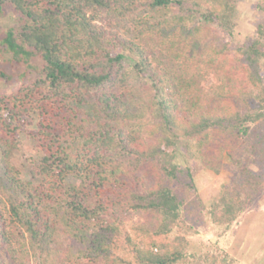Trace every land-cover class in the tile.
I'll return each instance as SVG.
<instances>
[{
	"label": "trees",
	"instance_id": "16d2710c",
	"mask_svg": "<svg viewBox=\"0 0 264 264\" xmlns=\"http://www.w3.org/2000/svg\"><path fill=\"white\" fill-rule=\"evenodd\" d=\"M237 9L0 0L15 17L0 28V264H224L187 236L225 234L264 190V0L238 44ZM25 126L28 174L12 163ZM228 165L206 206L197 171Z\"/></svg>",
	"mask_w": 264,
	"mask_h": 264
},
{
	"label": "rangeland",
	"instance_id": "374dc122",
	"mask_svg": "<svg viewBox=\"0 0 264 264\" xmlns=\"http://www.w3.org/2000/svg\"><path fill=\"white\" fill-rule=\"evenodd\" d=\"M237 2L238 26L234 39L236 44L248 40L259 21L263 19V16L255 10L258 0H237ZM14 23L15 17L11 12L0 18V28L2 30L7 29ZM4 89L6 90V85L0 81V90ZM262 126L257 124L256 128L259 129ZM31 130H33V127L30 126L23 128L20 135L19 149L12 157V163L17 169L23 170L27 174L33 168L32 162L37 159L32 135H30ZM252 168L256 174L264 176V162L257 166L253 165ZM235 174L236 170L233 167L230 168L229 165L219 173L205 168L197 171L196 182L199 195L206 206H210L214 200L221 196ZM263 196L264 190L251 201L247 210L225 234L220 235L221 229L216 226L193 222L194 229L187 236L188 240L194 247H202L205 251L219 254L220 259L225 260L224 264H250V261L256 262L254 264H264V231L260 229L257 234L252 231L255 226L254 218L259 216V213L256 214V212L264 208V203L259 202ZM250 209H255V213H252L253 211H250ZM261 212L264 213V209ZM260 222H262L261 219L258 220V223ZM189 252L194 253L193 250ZM252 253L256 254L253 256ZM211 261L212 259L209 258L206 263L209 264Z\"/></svg>",
	"mask_w": 264,
	"mask_h": 264
},
{
	"label": "crops",
	"instance_id": "0c3cea01",
	"mask_svg": "<svg viewBox=\"0 0 264 264\" xmlns=\"http://www.w3.org/2000/svg\"><path fill=\"white\" fill-rule=\"evenodd\" d=\"M259 202H263L264 203V196L262 197V198H260V200H259ZM262 209H264V208H261V209H259V212H256V214H258L259 213V216L257 217V218H254V224H255V226H254V228H253V232L255 233V234H257L258 232H259V230L260 229H263V231H264V213H262L261 211H262ZM250 211H253L252 213H255V209H250ZM262 216V217H261ZM257 219V220H256ZM259 219H261L262 220V222H260V223H258V220ZM252 234V233H251ZM253 254V253H252ZM256 253H254L253 254V256L255 255ZM254 263H256V262H251L250 261V264H254Z\"/></svg>",
	"mask_w": 264,
	"mask_h": 264
}]
</instances>
